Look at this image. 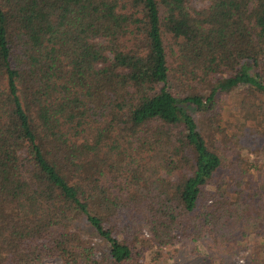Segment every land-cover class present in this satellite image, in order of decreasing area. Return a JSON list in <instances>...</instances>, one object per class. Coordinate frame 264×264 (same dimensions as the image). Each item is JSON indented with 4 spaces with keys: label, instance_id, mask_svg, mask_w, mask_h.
Listing matches in <instances>:
<instances>
[{
    "label": "trees",
    "instance_id": "1",
    "mask_svg": "<svg viewBox=\"0 0 264 264\" xmlns=\"http://www.w3.org/2000/svg\"><path fill=\"white\" fill-rule=\"evenodd\" d=\"M201 1L0 0V264H264V0Z\"/></svg>",
    "mask_w": 264,
    "mask_h": 264
},
{
    "label": "rangeland",
    "instance_id": "2",
    "mask_svg": "<svg viewBox=\"0 0 264 264\" xmlns=\"http://www.w3.org/2000/svg\"><path fill=\"white\" fill-rule=\"evenodd\" d=\"M203 2L201 0H194V5L197 7L202 6ZM224 109L226 112L235 111V107L231 105V102L229 100H225L224 101ZM198 118V117H197ZM232 120V118H231ZM229 133V132H228ZM226 135V134H224ZM224 140H223V136L218 135V144L223 145ZM236 142L234 141H227V146L228 149H225L226 151V155L228 157V161H233L236 163L235 167H239V164H241L243 161L245 163L248 162V156H250V161L255 159V154H253V151L256 152L257 151V147L250 144H244V142H242V146H238L235 147ZM253 150V151H251ZM243 160V161H242ZM263 160V157L261 155L260 157V161ZM227 165H230V163H226ZM243 166V165H242ZM230 167H232V163L230 165ZM238 174H235L233 171H231L229 168H227L226 173H225V178L228 177H232L233 178H239L237 177ZM232 179L229 178V181H231ZM253 183H245L244 187H247V190L249 192V194H254L255 193V189L254 186L252 185ZM93 241L97 244V249H98V253L97 256H101L102 252L104 250V244L101 240L93 238ZM197 246V245H195ZM178 249L177 251H174V249L171 250L170 254L168 255V257L170 256H174L173 259L172 258H168L169 259V263L171 262V264H189L190 262L193 263L197 262L198 264H210V255L208 254V251L206 249H202L197 246V251L195 250V247L193 246H187V244L185 245H181L178 244L176 246ZM175 248V247H174ZM179 255V259L178 262H174L176 258V256ZM249 255L248 251L242 250L239 253H237L233 258H232V264H246L247 262V257ZM178 258V257H177ZM203 259V260H202ZM177 260V259H176ZM45 264H62L60 260H53V261H48Z\"/></svg>",
    "mask_w": 264,
    "mask_h": 264
}]
</instances>
